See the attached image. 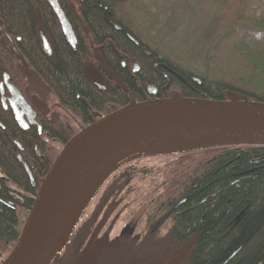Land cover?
Listing matches in <instances>:
<instances>
[{"label":"trees","instance_id":"trees-1","mask_svg":"<svg viewBox=\"0 0 264 264\" xmlns=\"http://www.w3.org/2000/svg\"><path fill=\"white\" fill-rule=\"evenodd\" d=\"M87 1L83 7L89 9L84 15L90 30L112 40L116 33L102 19L119 0ZM2 14L16 52L6 34L0 35V78L7 74L26 94L54 95L73 113L71 125L63 124L62 136L53 140L52 133L48 144L34 140L44 155L36 169L44 173L76 132L126 105L131 96L121 86L97 91L83 71L87 48L72 49L52 20L45 22L51 30L49 57L40 47L30 0H2ZM40 15L46 19L42 7ZM184 27L189 33L185 44L197 51L198 68L184 69L152 47L145 55V47L132 45L121 33L115 38L118 60L127 65L125 55L136 62L142 87L153 85L162 96L243 97L264 103V0H198ZM0 123L5 127L0 130V168L22 191L13 209L0 202L1 263L17 240L42 175H34L30 185L12 142H21L20 154L28 164L34 153L26 132L17 128L10 113ZM8 193L0 181V200H10ZM112 230L117 232L107 238ZM87 252L94 255L87 264H168L172 259L176 264L262 263L264 142L148 149L122 158L92 190L45 264H82Z\"/></svg>","mask_w":264,"mask_h":264},{"label":"water","instance_id":"water-1","mask_svg":"<svg viewBox=\"0 0 264 264\" xmlns=\"http://www.w3.org/2000/svg\"><path fill=\"white\" fill-rule=\"evenodd\" d=\"M51 5L67 41L74 44L70 24L57 8L56 3L51 1ZM6 79L7 76H4V81ZM194 80L198 81L195 78ZM7 85L9 86L10 97L14 95L13 97L16 96L21 104L26 105L17 89ZM2 92V85H0V93L2 94ZM154 92V87H150L149 95L154 94ZM11 99L9 98L10 102H12ZM1 101L4 104L3 98ZM11 109L18 126L25 128L27 124L25 111L20 109L18 105L12 106ZM28 109L30 112V116L27 115L28 122L33 123V112L30 108ZM147 125L226 128L227 130L255 128L264 131V103L245 101L243 97L239 100L224 101L164 96L138 103L131 102L90 123L65 143L45 172L18 238L2 264H39L42 243L54 211L81 164L88 156L116 136ZM239 142H264V140H236L212 144ZM47 257L41 264L46 263ZM168 264H176V261L172 259Z\"/></svg>","mask_w":264,"mask_h":264},{"label":"flooded vegetation","instance_id":"flooded-vegetation-1","mask_svg":"<svg viewBox=\"0 0 264 264\" xmlns=\"http://www.w3.org/2000/svg\"><path fill=\"white\" fill-rule=\"evenodd\" d=\"M51 1L56 3L57 8L63 13V16L66 18L67 22L70 24L71 31L74 37V44H71L67 41L66 36L63 33L61 24L58 20V17L51 5ZM87 0H30V3H33L34 13L37 18V28L36 33L39 37V43L41 49L49 56H52V41H51V30H48V27L45 25V22L52 20L57 29L62 36L65 43H67L72 49L79 47L87 48L86 52V66L83 68L84 75L88 82H90L97 91H115L121 86L125 92L129 94V102H139L143 100H150L157 97H162L161 93H158L157 89L153 85H146L145 88L139 83V77L136 76V72L139 70V65L134 62L131 63L130 58L127 56H122L127 65L123 61L118 60L117 54L118 51L115 48V38H119V34L127 39L134 46H143L142 52L145 55H148L149 52L146 48L145 42L138 38L136 33L128 26L124 25L122 22H125L119 13L118 7L115 4L111 5L110 12H107L103 17V21H106L107 26H109L116 36L114 38L108 37V35H102V37L96 36V34L90 30L87 20L85 19V11L89 9L84 8L83 5ZM110 4V0H108ZM117 5V4H116ZM40 7L46 14V19L40 15ZM118 9V10H117ZM92 10V9H91ZM104 11H108L106 8ZM120 20V21H119ZM116 21L118 23H116ZM4 17L2 14V0H0V35L5 32ZM6 34L5 37L14 52L15 45L14 41ZM18 42V38L16 39ZM20 49V48H19ZM142 53V54H143ZM23 65L24 62H22ZM4 76H7L6 81H4ZM11 85L17 89L25 104H21L17 97H10L9 86ZM132 84L134 87H132ZM0 85H2V94L0 93V110L3 115H0L1 118L7 119V114L10 113L14 123L17 125V128L21 131L26 132L27 138L26 141L31 146L33 150V155L27 159L28 164L24 162L21 157L23 152V147L21 142L13 138L12 142L15 145V159L20 163L25 176L28 179L31 186L34 185V175H42L39 180L42 179L44 173L39 172L36 168L38 167L37 162L40 161V164L43 163L44 155L39 152L38 148L34 144V140L38 143H49V139L53 136H62L63 135V124L71 125V120L73 113L72 111L66 109L64 103L59 101L56 96H50L45 91L41 93H23L20 88H18L11 80L10 77L3 73L0 78ZM150 87L155 88L154 94L149 95L148 90ZM45 88H42L44 90ZM41 90V91H42ZM58 97V96H57ZM4 99V104L1 99ZM9 98H12V102L9 101ZM86 104V101H83ZM18 105L20 109L25 111V119L27 121L26 127L22 128L18 126L17 122L14 119V113L12 111V106ZM30 108L33 112L32 122H28L27 115L30 116L28 111ZM60 112H64L63 115H59ZM0 130L5 131V127L0 123ZM57 137L52 138L55 140ZM22 139V137H21ZM61 139H63L61 137ZM0 181L2 182L3 187L8 189V194L10 200L5 202L0 200L2 204H5L7 207H15L21 202L20 196L22 194L21 190H18L19 186L12 185L14 182L9 178L5 171L0 168ZM13 206V207H12Z\"/></svg>","mask_w":264,"mask_h":264},{"label":"bare ground","instance_id":"bare-ground-1","mask_svg":"<svg viewBox=\"0 0 264 264\" xmlns=\"http://www.w3.org/2000/svg\"><path fill=\"white\" fill-rule=\"evenodd\" d=\"M236 140H264V131L255 128L227 130L226 128L147 125L131 129L111 139L88 156L76 171L54 211L42 243L39 264L52 251L96 183L123 156L146 149L176 150Z\"/></svg>","mask_w":264,"mask_h":264},{"label":"rangeland","instance_id":"rangeland-1","mask_svg":"<svg viewBox=\"0 0 264 264\" xmlns=\"http://www.w3.org/2000/svg\"><path fill=\"white\" fill-rule=\"evenodd\" d=\"M197 2L198 0H119L116 7L120 17L148 47L154 48L184 69H192L198 68L199 61L197 51L185 44L189 33L186 32L184 23ZM253 7H256L255 3ZM68 226L50 254L59 249ZM116 232L117 230H112L107 238ZM93 256L88 252L84 253L82 264H87Z\"/></svg>","mask_w":264,"mask_h":264}]
</instances>
